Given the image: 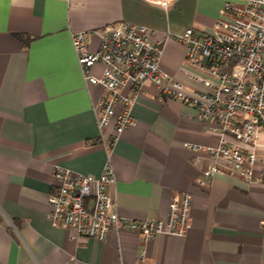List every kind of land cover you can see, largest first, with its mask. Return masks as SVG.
I'll return each instance as SVG.
<instances>
[{
	"label": "crops",
	"instance_id": "crops-1",
	"mask_svg": "<svg viewBox=\"0 0 264 264\" xmlns=\"http://www.w3.org/2000/svg\"><path fill=\"white\" fill-rule=\"evenodd\" d=\"M226 2L241 8L246 0H173L168 10L145 0H0V264H135L142 251L148 264H264V186L222 166L198 187L210 161L187 146H215L217 136L190 107L158 100L150 83L130 109L134 126L108 147L114 124L99 130L94 107L107 92L86 85L71 44L72 33L119 21L144 26L152 42L166 41L162 68L188 89H201L184 76V46L165 38L211 33ZM99 42L91 36L88 50ZM101 72L100 65L91 69L96 77ZM258 154L264 160V150ZM107 161L119 216L165 220L172 197L186 192L187 235L143 244L138 234L121 231L98 242L50 226L52 166L96 178ZM262 169L264 161L254 174Z\"/></svg>",
	"mask_w": 264,
	"mask_h": 264
},
{
	"label": "built area",
	"instance_id": "built-area-1",
	"mask_svg": "<svg viewBox=\"0 0 264 264\" xmlns=\"http://www.w3.org/2000/svg\"><path fill=\"white\" fill-rule=\"evenodd\" d=\"M168 10L173 0H145ZM209 34L187 30L167 34L185 48L184 76L201 89H188L162 68L165 40L152 42L144 26L119 21L94 32L71 34V44L88 86H98L107 95L94 106L99 130L114 124L108 147L135 124L130 109L146 83L158 91V100H176L194 111L206 124L207 132L217 136L215 146L188 145L210 161L196 185L205 188L225 166L251 185L264 186V169L258 152L264 150V0H246L244 7L226 2ZM98 36L95 52L88 50L89 38ZM100 65L99 77L91 69ZM131 90L130 94L125 93ZM54 184L48 196L47 222L53 228L71 230L78 240L104 242L111 232L138 234L143 244L158 235L183 238L189 229L192 197L174 195L165 220L134 221L119 216L109 194L115 182L114 170L106 162L98 177L73 173L54 164ZM135 264H148L145 251Z\"/></svg>",
	"mask_w": 264,
	"mask_h": 264
},
{
	"label": "trees",
	"instance_id": "trees-1",
	"mask_svg": "<svg viewBox=\"0 0 264 264\" xmlns=\"http://www.w3.org/2000/svg\"><path fill=\"white\" fill-rule=\"evenodd\" d=\"M16 38L21 41L23 44H27L28 42L31 41L30 38L23 36V35H16Z\"/></svg>",
	"mask_w": 264,
	"mask_h": 264
}]
</instances>
